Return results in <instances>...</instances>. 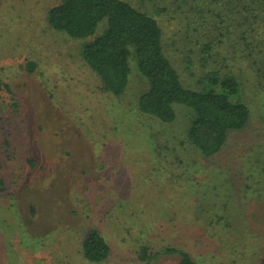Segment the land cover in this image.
Instances as JSON below:
<instances>
[{
    "label": "rangeland",
    "instance_id": "374dc122",
    "mask_svg": "<svg viewBox=\"0 0 264 264\" xmlns=\"http://www.w3.org/2000/svg\"><path fill=\"white\" fill-rule=\"evenodd\" d=\"M125 1L158 22L184 87L198 89L214 69L235 76L248 124L205 158L187 138L192 110L175 105L171 124L139 112L149 83L134 55L121 97L82 61L106 20L94 36L72 39L49 27L57 0H0V264H91L82 242L92 228L111 247L102 264H167L158 257L166 248L199 264H261L264 87L236 43L215 39L227 0H202L197 12L188 1L186 13L174 0ZM190 23L216 41L217 61L181 38Z\"/></svg>",
    "mask_w": 264,
    "mask_h": 264
},
{
    "label": "trees",
    "instance_id": "16d2710c",
    "mask_svg": "<svg viewBox=\"0 0 264 264\" xmlns=\"http://www.w3.org/2000/svg\"><path fill=\"white\" fill-rule=\"evenodd\" d=\"M57 1L59 3L48 13L49 27L72 39L94 36L99 24L106 20L103 32L86 44L81 53L82 61L99 78L103 90L115 97L125 94L130 76L129 61L134 55L139 73L149 83L148 91L138 99L139 112L171 124L176 119L175 105L192 110L193 119L187 138L203 157L217 155L230 132L243 130L247 126L250 111L244 102L237 100L242 85L235 76L214 69L199 81L201 88L192 90L184 87L164 52V32L150 14L125 0ZM174 1L176 10L184 13L188 1L192 2L190 7L196 12L199 3H203L202 0ZM215 18L218 19L215 39L219 44H226L225 41L231 42V45L236 43L242 58L252 63L258 78L257 86L264 87V40L258 39L261 27H264V0H227L223 13L219 12ZM198 31L190 23L187 30L185 27L179 33L182 39L197 46L198 54L208 56L209 61H217L216 45L214 50L216 41L206 40V35L202 34V37ZM26 68L33 70L35 64L28 63ZM4 87L11 93L6 84ZM27 163L29 166L35 165L32 159H27ZM2 183L0 181V188ZM142 247L141 252L147 259L149 246ZM82 252L87 262L102 264L110 258L111 247L99 231L92 228L82 242ZM160 256L170 261L167 264H199L189 252L177 248H166ZM156 260L151 259L152 264H156Z\"/></svg>",
    "mask_w": 264,
    "mask_h": 264
}]
</instances>
